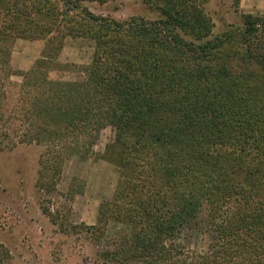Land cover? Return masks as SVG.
I'll list each match as a JSON object with an SVG mask.
<instances>
[{
	"label": "trees",
	"instance_id": "trees-1",
	"mask_svg": "<svg viewBox=\"0 0 264 264\" xmlns=\"http://www.w3.org/2000/svg\"><path fill=\"white\" fill-rule=\"evenodd\" d=\"M157 1V19L117 21L81 0H0V72L21 77V142L43 147L36 185L53 193L111 127L118 183L97 229L131 231L104 262L264 264V13L212 36L209 0ZM66 37L91 41L92 58L80 79L52 80ZM17 39L45 41L25 72L10 66ZM195 222L215 231L206 252L176 243Z\"/></svg>",
	"mask_w": 264,
	"mask_h": 264
},
{
	"label": "rangeland",
	"instance_id": "rangeland-1",
	"mask_svg": "<svg viewBox=\"0 0 264 264\" xmlns=\"http://www.w3.org/2000/svg\"><path fill=\"white\" fill-rule=\"evenodd\" d=\"M81 1L95 15L117 21L132 17L155 20L159 17L156 6L161 3ZM204 11L213 25L212 36H218L230 25L242 27L246 15L262 16L264 0H239L237 4L233 0H209ZM44 44L42 40H15L11 68L27 71L14 65L28 67ZM92 53L91 41L66 37L58 57L63 69L50 72L49 77L80 79L78 68L90 63ZM20 83L18 75L6 78L0 72V254L7 257L5 264H111L104 262L101 254L131 231L128 225L115 222L108 223L105 231L97 229L99 209L112 200L118 183V171L105 156L113 143V129L106 127L100 132L88 160H66L55 191L47 193L36 185L43 147L21 142L26 125L17 103ZM214 236L212 226L195 222L176 243L191 252H206L214 245Z\"/></svg>",
	"mask_w": 264,
	"mask_h": 264
},
{
	"label": "crops",
	"instance_id": "crops-1",
	"mask_svg": "<svg viewBox=\"0 0 264 264\" xmlns=\"http://www.w3.org/2000/svg\"><path fill=\"white\" fill-rule=\"evenodd\" d=\"M40 47V49H38V53H36V56L34 57V59H33V62L32 63H30L29 64V66L27 67H25V65L23 66V65H14L17 69H19V70H28L29 69V67L34 63V61L36 60V59H38L39 58V56H40V53H41V50H42V48H41V46H39Z\"/></svg>",
	"mask_w": 264,
	"mask_h": 264
}]
</instances>
